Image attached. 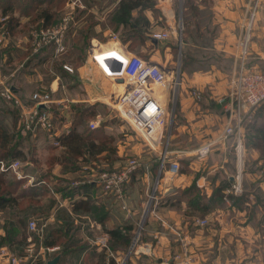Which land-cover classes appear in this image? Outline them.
Masks as SVG:
<instances>
[{
    "label": "crops",
    "instance_id": "obj_1",
    "mask_svg": "<svg viewBox=\"0 0 264 264\" xmlns=\"http://www.w3.org/2000/svg\"><path fill=\"white\" fill-rule=\"evenodd\" d=\"M160 1L162 3L167 1V3L155 5L158 15L152 11L146 12L151 22L150 30L166 28L168 25L174 28L171 25L174 22L171 0ZM192 1L199 14L204 16L203 21L198 24L201 31H204V37L210 40L209 44L201 43L200 45L191 36L186 37L185 33L187 44L197 49L213 50L225 60L226 64L220 65L218 62L211 61L205 67L196 66L191 71L180 72L182 84L178 92L177 104L169 119L171 130L164 137L165 145L161 148V150L166 148L169 158L179 160L181 165L179 173L172 177L167 171L159 173L161 161L159 152L156 153L151 149L154 154L150 155L140 147V144L135 143L131 146L128 141L120 145L115 143V151L110 157L107 156L108 150L97 153L91 148H86L90 154L87 153L84 157L79 156L78 167L74 170L63 171V164L60 162H56L49 168L47 160L50 154L53 151L57 153L64 147L50 146L51 137L46 131H33L32 138L37 149L38 164L30 168L31 172L26 173L33 176L34 180L30 181L27 176L23 179L25 180L22 185L24 189L33 186L25 200L29 198L34 200L37 208H34L33 214L41 220V223L46 222L45 232L63 226L64 218L70 219L76 231L77 241L71 243L63 252L59 245L43 243L42 236H39L38 241L32 240L34 232L27 227L28 222L25 220L26 232L32 234L26 241L23 240L26 245L19 248L18 253H15L12 248L0 245V252L2 248H5L12 255L19 257L20 261L16 264H46L56 254L60 255L58 264H110L112 262L120 264L122 261H126L127 264H174V255L183 251L192 260V264L264 262V232L263 235L258 234L257 230L261 227L256 226L259 217L264 216V149L261 150L260 147L253 145L247 146L243 156L247 153L248 159H245V164L247 160L248 170L244 168L240 170L243 171L240 173L245 181L243 184L241 180L242 190L236 194L228 190L236 182L238 169H232L223 155L228 147L236 153L234 148L237 140L219 139L227 114L217 98L227 93L229 79L237 62L235 59L237 40L240 37V29L246 21L243 10L240 8L238 10L242 0ZM206 9L209 13L205 11ZM14 16L19 18L18 31L16 34L8 31L4 44L0 46V91H4L9 85L14 98H18L22 103H30L33 94L27 92L26 87L31 84L35 72L38 71L37 67L42 62L39 59L42 52L37 51L36 33L33 30L27 34L20 32L23 24L35 26L30 22V16H20L17 13H14ZM3 17H8V13L3 14L0 11V20ZM72 23H76V20ZM63 34L64 31H60V34L54 33L53 36L60 37L62 43ZM174 38H176L175 34L166 40L167 47L163 50L152 48L147 60L156 61L169 71L163 62L168 60V56L171 55L170 50L174 49V43H172ZM253 40L248 66L264 69V37L258 36ZM21 41H23L22 44ZM52 41L56 47L57 41L54 39ZM88 47L86 59L75 67L78 80L80 85L88 90L86 94L91 100H104L111 89L108 91L100 85L99 74L104 75L94 63L93 54L97 56L98 63L108 68L107 58L118 55L115 48L125 47L129 53L134 52L120 41L109 40L102 43L94 36L90 39ZM55 54L54 52L53 55ZM159 58L162 61H159ZM50 81V92L55 100L70 99L66 95L67 84L72 81L69 77L60 78L59 72L55 71ZM192 87L203 92L201 100H196L190 93ZM6 101L10 100L6 99ZM67 110L68 105L61 112L68 118ZM0 112L4 115L0 123L9 128L10 115L4 114L1 109ZM20 125H23L22 120L18 121L17 126ZM22 129L24 139L20 147L26 150L27 146L24 144L27 131L24 129L27 128ZM58 129L60 132L63 131L62 128ZM84 129L78 126L77 131L82 133ZM177 138L179 142L183 139L181 143H185L181 148L174 147ZM43 139L45 143L42 142ZM186 141H189L190 145ZM208 143H211L209 151L204 157H200L199 148ZM129 145L132 155L126 153L130 149L127 148L125 151V146ZM129 158H137L140 161L139 167L134 169L123 182L105 190L100 181V173L122 171L128 164ZM22 163L26 164V162ZM42 174L46 176H43L42 181L35 185V180ZM157 179L159 183L156 189L158 196L156 212L149 213L147 223L140 230L142 217L146 211L148 190L150 186L155 185ZM217 189L222 190L221 194H216ZM192 190L197 192L198 199L195 204L188 197ZM244 191L247 193L246 199L241 200L242 202L238 205L239 199L232 202L228 197L230 194L238 195ZM50 205L52 206L49 208ZM7 211L10 213L11 209ZM41 211L44 212L40 213ZM27 212H21L20 216L26 218L27 214L24 213ZM9 213L6 216L4 211H0V234L2 235L5 234L4 224L16 220ZM202 219H207L209 222L206 229L198 223ZM17 228L22 229L19 226ZM116 228L122 231L130 229L131 239L126 240L125 243L122 240H113L108 231ZM138 231L139 236L135 242L133 232ZM104 235L107 236L109 251L100 241ZM32 242H35L37 254L31 256L26 254L25 250ZM113 242H115L114 249L110 245ZM48 247H59L60 251L49 253ZM0 264L11 263L0 253Z\"/></svg>",
    "mask_w": 264,
    "mask_h": 264
},
{
    "label": "trees",
    "instance_id": "obj_2",
    "mask_svg": "<svg viewBox=\"0 0 264 264\" xmlns=\"http://www.w3.org/2000/svg\"><path fill=\"white\" fill-rule=\"evenodd\" d=\"M89 1H97V0H89ZM157 1V0H156ZM155 0H112L113 5L110 9V16L112 17V21L121 26V30L123 31L120 40L126 44L129 43L132 45V42L138 38V41L146 43L149 42L152 45V48L158 46L160 42H166V40H157L155 42L153 37L151 36L150 19L147 16V11L155 12V15H158L157 9L155 7ZM66 0H0V11L1 13H8V17L6 20L7 31L11 34H16L18 31L19 18L18 16H14V13L18 15H29L30 22L35 24V28H39L40 30H45L49 28H54L55 26H59L63 23V16L60 14L59 10L62 8ZM115 4V5H114ZM110 5V6H111ZM79 8V7H78ZM184 12L186 15L199 16V11L196 9L193 1L191 0L189 3H185ZM91 25H88L87 30H81L83 35V43L86 48L89 43V39L94 34V26L99 22H90ZM59 24V25H57ZM23 26H28L24 24ZM85 28V29H86ZM93 30V31H92ZM186 32V30H185ZM185 32L182 39L183 47L181 49V71L185 70H193L196 66L205 67L209 65L210 62H218V64L222 65L225 63V60L220 57V55L215 53L213 50H205L203 48L197 49L190 44L185 39ZM188 36H191L194 41L198 44H209V38L204 37V31H201L198 22L192 28L189 27L187 29ZM148 45V43H146ZM174 49L179 47V44L174 43ZM131 49L130 46H128ZM83 50L84 48L80 46ZM86 52V50H85ZM86 56L80 58V61L83 62L86 59ZM144 58V57H143ZM146 59L148 56L145 57ZM77 62V63H81ZM75 63L73 70L69 71L65 68L64 62L55 63V68L58 70L60 78L69 77L70 83L67 84V87L72 89L80 84L78 80V74L75 67L79 64ZM226 64V63H225ZM228 64V63H227ZM249 64V61H248ZM0 91V98L6 101L5 96ZM51 93V92H50ZM10 102L8 103L2 101L1 110H3L4 114H9L11 117V124L9 128H6L2 123H0V161H3L6 164H9V161L14 159H20L22 162H26L21 167V170L26 174L31 172L30 169L35 164H38L37 149L34 143V138H32L33 130L24 129L27 131L26 136V150L20 147V143L22 139H24L22 131L25 126L18 125V121L22 120L23 114L21 107L17 104L16 99H8ZM31 102L28 103L31 105ZM76 102V103H73ZM99 102V101H97ZM97 102H93L92 104H88L87 101H72L70 108H68L69 117L67 115L62 114L58 115V111L61 112L60 104L50 105L49 109L52 113L55 114V127L56 129L62 128L63 131L58 138L61 140V146L64 148L54 153V151L48 157L47 162L49 163V168H51L56 162H60L63 164V171L74 170L78 167L77 159L79 156L84 157L85 154H90L86 149H90L99 153L102 151L108 150V157L113 155L115 151V146L109 147L106 144L107 140L104 136L103 129L99 126L90 127L89 118L95 116V105ZM27 103V102H26ZM61 117L63 120L70 122L69 129L70 131H66L62 126L60 120L56 122L57 117ZM87 121V122H86ZM84 124V130L82 133L77 131L79 125ZM242 126V139L245 140V146L252 147L257 146L260 147L261 150L264 149V102L258 105L251 111V115L246 117L243 121ZM54 127V129H55ZM37 132L43 130L41 127H37L35 129ZM46 131V130H43ZM53 139L50 140V146L57 148L52 144ZM84 160V159H83ZM86 161V160H84ZM46 176L42 174V176L38 177L35 180V185L42 181V177ZM25 180H20L15 177L13 171H3L1 169L0 163V211H4L6 214L10 211L11 217L16 218L15 221L6 222L4 224L5 234H0V245L7 246L10 249L12 248L14 251H19V248L25 246L26 244L23 240H27V237L32 235L26 232L25 228V220L26 218H22L20 213L23 211H27L31 208L33 211L36 207L34 200L31 198L25 200L26 196L31 193L33 186L27 187L24 189L22 187ZM217 195L221 194L222 190L217 189ZM247 193L244 191L241 194L235 195L230 194L228 197L232 202L238 201L237 205L246 199ZM188 197L192 200V203L195 204L197 202V192L192 190ZM242 200V201H241ZM55 203V202H54ZM53 204V202L51 203ZM52 205L49 206V208ZM7 211V212H6ZM35 211V210H34ZM44 212V211H43ZM42 211L40 213H43ZM10 217V218H11ZM65 223L60 228L50 229V231L46 232L44 235L43 243L47 245H59L61 246V251L64 252L71 243L77 241L75 237L76 231L74 226H72L70 219L64 218ZM19 226L22 229L17 228ZM24 228V229H23ZM127 230V231H126ZM123 230L120 228L110 229L108 232L113 238V240H122L124 243L126 240H130L132 234L130 233V229ZM129 230V231H128ZM33 236L32 240L35 241L39 239V234L35 231H32ZM115 242L110 244L112 248L115 247ZM28 245V243H27ZM21 250V249H20ZM114 264V262L110 263Z\"/></svg>",
    "mask_w": 264,
    "mask_h": 264
},
{
    "label": "built area",
    "instance_id": "obj_3",
    "mask_svg": "<svg viewBox=\"0 0 264 264\" xmlns=\"http://www.w3.org/2000/svg\"><path fill=\"white\" fill-rule=\"evenodd\" d=\"M79 1L80 0H74L73 3L77 5ZM78 5L81 6L80 4ZM71 14L70 12V14H66V16L63 17V23L58 30L63 31L67 28L68 23L73 19ZM253 14H255V12ZM6 20L7 17H3L0 20V46L4 44L8 34ZM173 34L176 35V28H172L169 25L166 28L151 29V36L157 40H168ZM112 37L114 41L119 42L117 35L113 34ZM53 39L57 41L56 48L58 50L63 49L60 37L50 36L49 40ZM249 39L250 36L248 32L238 38L237 52L235 55L237 62L234 65V70L229 79V89L226 94H222L217 98L218 103L223 106L227 114L225 126L219 139H227L230 136H235V140H237L235 148L240 155L243 146L242 123L254 108L264 102V69L252 66L249 67L247 65L248 49L250 46ZM114 50L118 51V55H112L114 57L107 58L108 68L98 63L97 56L93 54L94 63L97 64L103 75L112 79L114 83L111 87L112 89L110 88V94H108L111 99L109 104L116 115L132 127L135 134L141 137L145 143H148L149 147L154 152H157L168 123L165 104L168 93H159L158 86L167 88V86L170 85L167 77L169 71H166L156 61H149L138 54L129 53L125 47L115 48ZM65 68L69 71L73 70V68L68 65H65ZM179 75L180 71L178 72V79L175 82L176 88H180L182 84V77H179ZM114 85L117 87L116 89H113ZM2 93L5 98H14L9 85H7ZM190 93H192L196 100L202 99L203 92L199 91L197 88L192 87ZM51 94L50 92H48V94L34 93L31 96V105L22 103L18 98L14 99H16L17 104L22 109V124L27 129L33 131H35L37 127L46 130L49 137L53 139L52 144L57 147L61 146V140L58 136H60L62 132L56 129L55 114L52 113L49 107L57 102L60 104L62 110L66 108L67 102H69L70 99L55 100V97H52ZM151 104L153 105L152 109L149 107ZM172 114L173 110L170 116H172ZM100 121V117L97 116L89 122V126L96 127L99 125ZM68 123L69 121L63 124V128L69 132L70 123ZM210 146L211 143H208L199 148L198 155L204 157L209 151ZM158 152L161 156L159 173L167 171L171 177L177 175L181 168L179 160L176 158H169L166 148L165 150L160 149ZM128 160V164L118 173L108 171L100 173V181L105 190L111 189L123 182L134 169L139 167L140 161L137 158H129ZM0 163L3 171H13L17 179L23 180L27 176L30 181L34 180L33 176L27 175L21 170L24 164L20 159L11 160L9 164L3 161H0ZM240 172L238 171L236 182L232 184L228 192L237 194L242 190ZM158 183L159 179L156 180L154 192L150 193L146 202L147 205L144 215L147 211H149V213L156 212L155 207L158 203L156 189ZM198 223L204 225L206 224V220H199ZM27 227L32 231L39 230L37 222L33 219L28 221ZM137 239L138 237L135 238L134 241L136 242ZM100 241L104 248L109 251L110 247L107 242V236L104 235L101 237ZM33 249V245H28L25 250L26 254L32 256ZM48 249L55 250L59 249V247H48ZM0 253L6 256L11 264H16L20 261L19 257L12 255L5 248H2ZM174 256V264H192V260L185 254V251L176 253ZM125 263L126 261H122L120 264Z\"/></svg>",
    "mask_w": 264,
    "mask_h": 264
},
{
    "label": "rangeland",
    "instance_id": "obj_4",
    "mask_svg": "<svg viewBox=\"0 0 264 264\" xmlns=\"http://www.w3.org/2000/svg\"><path fill=\"white\" fill-rule=\"evenodd\" d=\"M74 0H66V2L64 3V5L62 6V8H60L59 12L60 14L64 17L66 16V14H70V12L72 13V20L68 23V26L64 31L63 34V40H62V44H63V49H57L55 47V45L53 44L52 40H49L50 36H53L54 33L56 34H60V31L58 30L59 26H55L54 28H50V30H40L38 27L35 28L36 26H23L20 28L21 29V33L23 34H27L30 33L31 30H33V32L36 33L35 37V46L37 48V51L42 52V54H40L39 59L42 60V62H40L39 67H37V70L35 72V76H33V79L31 80V84H29V86L26 87L27 92H30V94H34V93H39V94H48V92H50V83H51V78L54 76L55 71L58 72V70L55 68V63L57 62H64L65 65H68L70 67H74L75 63H77L78 61H80V58H83V56L87 55V53L89 52V43L87 44L86 48L84 47V45H81L83 43V35L81 33V30H87V26L91 25L92 22H99L98 24H96L94 26V34L98 40H100L102 43L105 41H113V37L112 35L115 34L118 37V40L124 44L121 40H120V36L122 34V30H121V26H118L117 24H115L112 21V17L110 16L109 12L110 9L112 8L113 2L112 0H97V1H89V0H80L77 5H75V3H73ZM156 1V0H155ZM191 0H171V6H172V10L174 12V16H173V20L174 22L171 23V25H173L174 28H176V38L173 39L172 43L176 42L179 44V47H177L176 49H173V51L170 50V57L168 56V60L166 62H163L166 64V68L169 70V72L167 73V77L169 80V86H167V88H162L161 86H158V92L159 93H168L167 94V99H166V110H167V127L164 130L163 133V138L161 139V143L158 146V151H160L161 148H163V146L165 145V139L164 137H166L167 132H170L171 128L169 126L170 124V115L172 113L173 108H175V105L177 104L178 101V92L180 91V88H176L175 86V82L178 79V72H181V49L183 47V44L180 43V41L183 39V35L184 32L186 30V37L188 36L187 33V29H189V27H193L194 24H196L197 22H202L203 21V14H200L198 17L197 16H193L191 15H186L184 12V5L185 3H189ZM258 2V3H257ZM156 4L162 3V1L157 0L155 2ZM167 3V1L163 2L162 5H165ZM78 4H80L81 6H79ZM111 5V6H110ZM79 7V8H78ZM208 8V7H207ZM242 9L244 12V16L246 18V21L243 23L242 28L240 29V37H242L244 34H246L248 32V35L250 36V46L248 49V56L247 59L249 61V57L252 54V41H254L253 39L255 37H264L263 32H264V0H242V2H240L239 6H238V10ZM206 12L209 10L206 9ZM255 12V14H253ZM158 14V13H157ZM253 14V16H252ZM73 20H76V23H72ZM159 21H161L159 19ZM35 25V24H34ZM86 28V29H85ZM93 31V30H92ZM47 34V36H46ZM92 38V37H91ZM90 38V39H91ZM89 39V41H90ZM34 40V39H33ZM32 40V43H34V41ZM65 41V43H64ZM21 44L23 43V41L20 42ZM146 43H148V45H146ZM140 42L138 41V38L135 40V42H132V45H130L129 43H126L125 45L130 46L131 50L135 53L138 54L142 57H146L149 56L152 50V45H150L149 42ZM169 45H171V43H169ZM80 46H82L84 49L82 50L80 48ZM172 46V45H171ZM167 47V42H160L158 46H155V49L157 50H163L164 48ZM40 49V50H38ZM86 50V52H85ZM54 52L56 53L55 56L53 55ZM53 55V56H52ZM159 61H162L161 58H159ZM248 61H247V65H248ZM79 64V63H77ZM99 74V73H98ZM180 77V75H179ZM99 81H100V85H103V88L108 89V91L110 90V88L112 87L113 80L110 79L109 77H106L105 75L102 76L101 74H99ZM32 86V87H31ZM117 87L114 85L113 89H116ZM112 89V88H111ZM88 90L85 89V87H83L82 85L78 84L76 87H73L72 89L68 88V91L66 93V95L68 97H70L69 102H67L68 108H70L72 103V99H74L75 101L79 100V101H87L88 104H92L93 102H97L98 100H91L90 96H87L86 92ZM108 95V94H107ZM105 96V99L103 100H99V102L96 103L95 105V116H91L89 118V121L87 122V124L92 120L95 119L97 116L100 117V122H99V127L103 129V134L107 140L106 144H108L109 147L120 145V144H126L124 142L128 141V143H131V146L135 143L140 144V147L148 154L152 155L154 154L153 151L151 150V148L147 145H145L146 143L143 141V139L141 137H137V135L135 134V131L132 129V127H130L124 120H121L115 113V111H113V109L111 108L109 102L111 101L110 99V95ZM1 101L6 102L3 99H0V109H1ZM8 103L10 101H7ZM76 103V102H73ZM58 115L63 116V114L65 115V113H62L60 111L57 112ZM251 115V112L249 113L248 117ZM61 116V117H62ZM61 117H57L56 122H58V120L61 121L62 124H66L67 121L65 120L66 118H64L63 120L61 119ZM63 118V117H62ZM4 119V115L1 114L0 112V122ZM79 127H84V124L79 125ZM228 138H233L235 140V136H230ZM227 138V139H228ZM178 140L176 141L177 143L174 144L175 148H181V146H184L185 143H181V141H183V139L179 142V138H177ZM236 141V140H235ZM244 141V140H243ZM26 142V141H25ZM41 144V141H39ZM43 143H45L44 139L42 140ZM167 142V141H166ZM185 142V141H184ZM188 144L190 143L189 141H186ZM116 143V144H115ZM180 145H177V144ZM192 143V142H191ZM193 144V143H192ZM26 145V143L24 144ZM190 145V144H189ZM232 146V145H231ZM234 147V146H233ZM236 147V146H235ZM130 149L129 151H127V155H132L131 152V148L130 145L128 147L125 146V151L126 149ZM229 148V147H228ZM226 149L225 154L223 155V157H225L227 159V163H229V165H231L232 169H238V171L240 172V170L242 168H244L245 170H248V161L246 160V164H245V159H248L247 153L246 156H243V153L246 150V146L243 143V146L241 148V155L239 154V152L236 151L232 152V150L230 149ZM234 150H237L236 148H234ZM157 151V152H158ZM156 152V151H155ZM156 152V153H157ZM232 152V153H231ZM233 160V161H232ZM225 162V163H226ZM226 163V164H227ZM231 167L229 166L230 170ZM238 171H237V175H238ZM232 173V172H231ZM243 173V171L241 172ZM226 179H228V177H225ZM237 178V176H236ZM246 179V178H245ZM241 180H243V184H244V176H242L241 174ZM242 182V181H241ZM156 184V183H155ZM155 185L150 186L149 190H148V196L146 198V200H148L150 193L154 192ZM27 214L26 216V222H28L29 220H35L37 222V226L39 228V230H36L35 232L37 234H39V236H42L41 239H43L44 235H45V228L47 226L46 222H42L41 220H39L37 218V216L35 214H33L34 212L31 210V208L29 210H27ZM264 211V210H263ZM146 215V214H145ZM143 216L142 217V222L140 225V230L142 227L145 226V224L147 223V216ZM7 216V214H6ZM257 220V219H256ZM258 222V224H257ZM214 223V222H212ZM201 225V224H200ZM209 226V222L206 219V224L201 225V227H204L206 229V227ZM256 226L257 227H261L260 229H258V234H262L264 232V216H260L259 219L256 221ZM32 231V230H31ZM134 236H133V241L135 240V238H137L139 236V231L138 232H133ZM32 239V237H31ZM30 241V239H29ZM28 241V242H29ZM31 245H33L34 249L32 254L35 255L36 253V245L35 242H32ZM47 251L49 253H56L59 252L60 249H55V250H50L47 248ZM15 253H18V251H14ZM37 254V253H36ZM58 255V254H56ZM55 255V256H56ZM257 264H264V262H259Z\"/></svg>",
    "mask_w": 264,
    "mask_h": 264
},
{
    "label": "water",
    "instance_id": "obj_5",
    "mask_svg": "<svg viewBox=\"0 0 264 264\" xmlns=\"http://www.w3.org/2000/svg\"><path fill=\"white\" fill-rule=\"evenodd\" d=\"M153 40L157 42V39L153 38ZM180 43H182V40L180 41ZM148 214H149V211H147L145 216H147ZM59 261H60V255H56L52 257L51 259H49L46 264H58ZM125 264H127V262Z\"/></svg>",
    "mask_w": 264,
    "mask_h": 264
},
{
    "label": "bare ground",
    "instance_id": "obj_6",
    "mask_svg": "<svg viewBox=\"0 0 264 264\" xmlns=\"http://www.w3.org/2000/svg\"><path fill=\"white\" fill-rule=\"evenodd\" d=\"M149 107H150V109H152L153 108V105L151 104Z\"/></svg>",
    "mask_w": 264,
    "mask_h": 264
}]
</instances>
